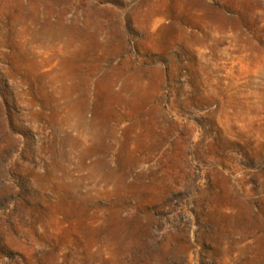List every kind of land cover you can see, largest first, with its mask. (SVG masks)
Returning <instances> with one entry per match:
<instances>
[{
  "label": "rangeland",
  "instance_id": "obj_1",
  "mask_svg": "<svg viewBox=\"0 0 264 264\" xmlns=\"http://www.w3.org/2000/svg\"><path fill=\"white\" fill-rule=\"evenodd\" d=\"M0 264H264V0H0Z\"/></svg>",
  "mask_w": 264,
  "mask_h": 264
}]
</instances>
